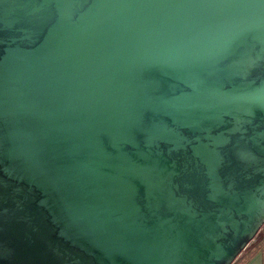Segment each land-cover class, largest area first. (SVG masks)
Returning a JSON list of instances; mask_svg holds the SVG:
<instances>
[{"label": "water", "instance_id": "95a60500", "mask_svg": "<svg viewBox=\"0 0 264 264\" xmlns=\"http://www.w3.org/2000/svg\"><path fill=\"white\" fill-rule=\"evenodd\" d=\"M264 225V0H0V264H231Z\"/></svg>", "mask_w": 264, "mask_h": 264}, {"label": "crops", "instance_id": "0c3cea01", "mask_svg": "<svg viewBox=\"0 0 264 264\" xmlns=\"http://www.w3.org/2000/svg\"><path fill=\"white\" fill-rule=\"evenodd\" d=\"M231 264H264V230L254 236Z\"/></svg>", "mask_w": 264, "mask_h": 264}, {"label": "trees", "instance_id": "16d2710c", "mask_svg": "<svg viewBox=\"0 0 264 264\" xmlns=\"http://www.w3.org/2000/svg\"><path fill=\"white\" fill-rule=\"evenodd\" d=\"M263 230H264V225L260 228V230L257 232V234H259Z\"/></svg>", "mask_w": 264, "mask_h": 264}]
</instances>
